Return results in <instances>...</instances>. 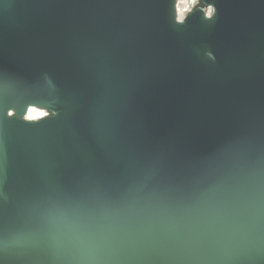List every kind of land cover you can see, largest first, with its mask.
Masks as SVG:
<instances>
[{
    "label": "water",
    "instance_id": "obj_1",
    "mask_svg": "<svg viewBox=\"0 0 264 264\" xmlns=\"http://www.w3.org/2000/svg\"><path fill=\"white\" fill-rule=\"evenodd\" d=\"M176 1L0 0V264H264V0Z\"/></svg>",
    "mask_w": 264,
    "mask_h": 264
},
{
    "label": "bare ground",
    "instance_id": "obj_2",
    "mask_svg": "<svg viewBox=\"0 0 264 264\" xmlns=\"http://www.w3.org/2000/svg\"><path fill=\"white\" fill-rule=\"evenodd\" d=\"M193 3H195V2H193ZM193 3L191 5H193ZM208 5H210V4H208ZM189 7H190L189 3H187L186 1L183 2L181 8H180V4L178 5V9L180 10V17H179L180 20L183 19L182 16L184 14H186V11L189 10ZM213 7H208V10L205 9V12L208 13V15L212 14L214 12V8ZM41 116H43L41 111L40 110H35V109H32L31 111L29 110V112L27 114V118L28 119H37L38 117H41Z\"/></svg>",
    "mask_w": 264,
    "mask_h": 264
},
{
    "label": "rangeland",
    "instance_id": "obj_3",
    "mask_svg": "<svg viewBox=\"0 0 264 264\" xmlns=\"http://www.w3.org/2000/svg\"><path fill=\"white\" fill-rule=\"evenodd\" d=\"M184 1H186L187 3H189V6H190V7H189V10H192L194 6L199 5L200 2H202V1H200V0H182L181 3H180V8H181V6H182V4H183ZM193 2H195V3H193ZM192 3H193V5H191ZM208 7H213V6H212V5H207V4H204V3H203V9H204V11H205V9L208 10ZM177 8H178V5H177ZM213 8H214V7H213ZM189 10H187L186 13H187ZM181 21H182V20H181ZM41 113H42V112H41ZM42 114L45 115V113H42Z\"/></svg>",
    "mask_w": 264,
    "mask_h": 264
},
{
    "label": "built area",
    "instance_id": "obj_4",
    "mask_svg": "<svg viewBox=\"0 0 264 264\" xmlns=\"http://www.w3.org/2000/svg\"><path fill=\"white\" fill-rule=\"evenodd\" d=\"M181 1H182V0L179 1L178 5L181 3ZM189 11H190V10H189ZM178 13H179V17H180V10H179V9H178ZM186 14H187V13H186ZM186 14H184V15L182 16V18H184Z\"/></svg>",
    "mask_w": 264,
    "mask_h": 264
}]
</instances>
